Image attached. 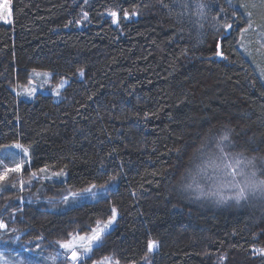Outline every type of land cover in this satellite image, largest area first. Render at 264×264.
Masks as SVG:
<instances>
[{
  "label": "trees",
  "instance_id": "trees-1",
  "mask_svg": "<svg viewBox=\"0 0 264 264\" xmlns=\"http://www.w3.org/2000/svg\"><path fill=\"white\" fill-rule=\"evenodd\" d=\"M196 2L12 0L11 21L0 22V146H27L34 170H63L46 190L117 176L99 201L31 207L18 220L29 237L86 232L115 207L114 227L84 264L110 255L126 264H264L252 252L264 247V209L196 200L181 187L229 130L234 150L264 155V0H203V17ZM233 11L252 12L242 40L248 21ZM221 34L227 59L214 56ZM34 70L68 79L59 100L15 94ZM149 240L158 244L151 253Z\"/></svg>",
  "mask_w": 264,
  "mask_h": 264
},
{
  "label": "rangeland",
  "instance_id": "rangeland-1",
  "mask_svg": "<svg viewBox=\"0 0 264 264\" xmlns=\"http://www.w3.org/2000/svg\"><path fill=\"white\" fill-rule=\"evenodd\" d=\"M11 6L12 0H0V22L8 23L11 21ZM43 73H48L49 75L45 76ZM62 78L53 81L52 73L50 71L35 70L30 73L29 81L26 84L13 86V91L20 98L26 100H31L38 92L52 94L56 100H59L61 98V90L68 82L67 78ZM25 89H35V92L33 95L29 96L25 94ZM54 90L58 91L59 95H56ZM217 141L213 146H207V154L201 161V166L199 165L193 169V172L191 171L192 173L189 175V183H193V188L187 190L192 192V197L196 200L207 199L209 201H218V197H206L199 195L195 185L199 183L205 191H208L210 186L224 181L226 179L224 173L229 171L228 169L224 168V165L232 163L234 155L236 153H241L240 151L234 150L232 144H227L226 142L221 141V146L225 147V152L230 154L228 159H223L219 149L216 147ZM17 144H19L21 147H15ZM25 148L28 149L27 154H25L23 151ZM242 154L248 159L256 158L255 164L258 168L264 166L262 165L260 157L255 155L250 156L244 153ZM261 157H264V155ZM210 159L214 160L216 164L220 165V168L216 169L213 167H208L207 176H211L213 179L211 181H206L205 174L199 173V167H206L207 162ZM30 160L31 158L29 154V148L25 145H22L21 143L15 142L9 145L7 144L0 146V173H3L5 169L15 167L17 163L23 162V168L21 172H9L7 178L4 181H0V220H2L7 226V230L0 229V252L5 254V258L9 261V264H21V262H23V264H53V262L48 259L50 256L56 257L55 264H70V261H68L63 255L65 250L61 249L56 243L57 241H67L71 239L70 236L60 239H52L42 235L35 238L29 237V231H27L29 229L27 227L20 226L21 222H18V220L20 221L22 218H26L25 215L27 211L31 209V207H38L40 209L48 207L51 210L59 211L75 206L71 204L65 205L62 203L63 196L67 195L68 190L72 189H61L55 187L48 190L44 189L46 188L49 181L57 179V176L53 175V173L57 172H41L39 170H34L30 167ZM24 168H27V171H24ZM32 173H36V175L33 176ZM193 177H195L194 180ZM260 178L264 179V176H261ZM21 181H23V186H21ZM220 191L221 195L228 197V199H226L224 202H220V204H231L244 209H248L251 206L255 209H264V198L258 195L237 203L231 198L233 195L231 189L222 188ZM12 199H16V201ZM83 202L85 201H81L78 204ZM107 219L108 217L98 220L105 221ZM115 222L111 226V229L114 227ZM25 226L28 225L25 224ZM95 226L96 222L86 232L78 234H88L90 233L91 228ZM73 234L75 235L77 233ZM37 245H39V247H37ZM261 248L264 247L253 248V254L261 255L257 251ZM105 258H110L112 262L118 261L116 258L110 255L92 260L90 264H101L102 261H105ZM140 263L142 264L144 262ZM119 264L126 263H121L119 261Z\"/></svg>",
  "mask_w": 264,
  "mask_h": 264
},
{
  "label": "snow or ice",
  "instance_id": "snow-or-ice-1",
  "mask_svg": "<svg viewBox=\"0 0 264 264\" xmlns=\"http://www.w3.org/2000/svg\"><path fill=\"white\" fill-rule=\"evenodd\" d=\"M88 0H85L87 3ZM235 0H229V3H234ZM239 8L241 10L247 9L249 4L247 2H240ZM255 7L253 3L251 5ZM166 7V5H165ZM187 8L188 5L185 4ZM209 5L204 3L203 0H198L195 3V13L198 16L203 17L205 15V9H207ZM221 12L225 11L223 8L220 9ZM108 15L112 18L113 24H119L121 16L117 10H110ZM132 16L138 15L136 11L131 13ZM232 16L234 19H243L246 18L248 23L246 27L240 28L241 40L243 39L244 34L252 28V12L247 11L244 14V17H238L237 13L233 11ZM88 18V13H83V19ZM123 19H129V12L127 10L123 11ZM215 19V17H213ZM80 23V21H77ZM239 27V25H235ZM225 30H231L234 27V24H225L223 25ZM220 40L215 41V52L214 56L220 57L222 59H227L223 52V41L227 39L226 36H223ZM243 46V44H241ZM212 59V57H209ZM35 71V70H34ZM81 75H83V69H79ZM261 73V80H264V69H260ZM43 75L47 76L48 73H43ZM63 81V78H62ZM55 91V90H54ZM35 92V89H25V94L31 96ZM56 95H59L58 91H55ZM221 141L226 142L227 144H231L230 140V130L225 132L224 135L219 137V140L216 143L217 149L221 153V157L223 159H228L229 155L225 152V147L221 146ZM206 141L203 142L197 152L200 155L204 154ZM15 147H21L19 144L15 145ZM24 153H28V149H23ZM179 152V150H177ZM256 158H245L242 153H236L233 157V162L229 164H225L224 168L228 169L224 173L226 179L222 182L216 183L209 187L208 191H205L199 183L195 185L196 189L198 190L199 195L201 196H213L218 197V203L224 202L228 197L221 195L222 188H229L232 190V199H234L237 203L242 200H248L250 197L253 196H260L264 198V179H261V176H264V166L258 168L255 164ZM262 161V165H264V157H260ZM213 167L216 169L220 168V165L216 164L214 160L210 159L207 162L206 167H199V173H204L206 181H211L213 178L211 176H207V168ZM23 168V162L17 163L15 167L5 169L3 173H0V181H4L7 178L9 172H21ZM104 169L103 161L101 162V174L102 170ZM41 172L46 171V169H41ZM190 174V170H186ZM198 173V174H199ZM259 173V175H258ZM33 176L36 173H32ZM55 176L64 175L63 170L57 173H53ZM195 177H193V180ZM117 180V176H109L108 180L105 181L104 184H97V183H90L86 187H82L76 191L68 190L67 195L63 196L62 203L65 205H76L81 201H99L100 199L106 198V194L109 191V188L112 186V182ZM181 180H184V175H181ZM21 186H23V181H21ZM182 188L184 189H191L193 188V183L182 184ZM118 210L115 207L111 208V215L105 221H96V226L92 227L90 233L85 235H79L70 233L69 236L71 239L67 241H57L56 243L59 245L61 249H64L65 252L63 255L65 258L70 261V264H84V261L91 258V254L94 252L95 249L100 248L103 246L105 242V237L110 234L111 226L117 220ZM0 229L7 230L6 224L0 220ZM39 247V245H37ZM158 247V244L154 240H149L147 244V251L149 253L153 252ZM259 254L264 255V248L257 250ZM70 253V255H69ZM49 260L55 264L56 257L50 256L48 257ZM223 261L224 257L220 258ZM0 264H9V261L5 258V254L0 252ZM23 264V262H21ZM101 264H119V261L112 262L110 258H105V261H102Z\"/></svg>",
  "mask_w": 264,
  "mask_h": 264
},
{
  "label": "water",
  "instance_id": "water-1",
  "mask_svg": "<svg viewBox=\"0 0 264 264\" xmlns=\"http://www.w3.org/2000/svg\"><path fill=\"white\" fill-rule=\"evenodd\" d=\"M220 58V57H219Z\"/></svg>",
  "mask_w": 264,
  "mask_h": 264
}]
</instances>
